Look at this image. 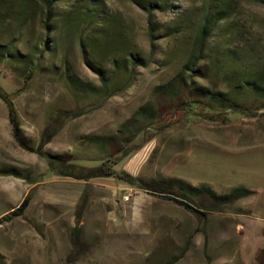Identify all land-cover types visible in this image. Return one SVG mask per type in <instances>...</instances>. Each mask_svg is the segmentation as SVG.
Segmentation results:
<instances>
[{
  "label": "rangeland",
  "instance_id": "1",
  "mask_svg": "<svg viewBox=\"0 0 264 264\" xmlns=\"http://www.w3.org/2000/svg\"><path fill=\"white\" fill-rule=\"evenodd\" d=\"M146 1L161 0H62L45 28L38 0H0V93L31 149L0 98V264H264V97L243 90L264 91V6L225 0L202 34L223 0H167L150 39ZM129 51L144 65L126 77L130 63L113 65ZM36 151L84 168L118 151L112 169L131 181L57 176ZM174 180L252 193L184 196L193 213L152 190Z\"/></svg>",
  "mask_w": 264,
  "mask_h": 264
},
{
  "label": "trees",
  "instance_id": "2",
  "mask_svg": "<svg viewBox=\"0 0 264 264\" xmlns=\"http://www.w3.org/2000/svg\"><path fill=\"white\" fill-rule=\"evenodd\" d=\"M62 0H38V3L42 7L43 14H44V26L45 28H48L47 21L52 20L53 17L55 16L54 14V5ZM247 1H252L259 3L264 6V0H247ZM168 1L167 0H161L160 2L158 1L157 3L155 1H146L141 8L146 12V26H147V35L150 39L153 37V32L155 31L153 27V22L151 21V14L152 11L155 9H160V10H166L168 7ZM233 0H227V12L232 6ZM221 8L219 11L213 14H210L209 12L205 13V15L201 18V23H200V33L204 32H209L210 28L209 26L211 24H214L215 22H218L221 20L223 17L218 16L219 14L223 13L224 10L226 9V3L225 0L222 1ZM89 10L84 9L83 11H80V21L84 22L89 16H94L93 14V9L96 8L97 4L95 1H91L88 3ZM54 20V19H53ZM52 20V21H53ZM5 55H9V51L5 53ZM125 60L130 63L129 69L127 74L123 72L124 76L128 77L131 72L137 67V66H143V59L140 55H138L134 51H129L124 55V58H120V60L117 61L116 64L113 66L117 68V70L121 69L124 70L126 68L125 66ZM110 85L106 84L104 85L103 90L107 89ZM243 90L246 91H251L257 96H262L264 97V91L261 86L258 85L257 82H248L245 81L243 84ZM117 90V89H115ZM241 90V91H243ZM238 92V89H236ZM211 97V95H209ZM0 98L2 101L5 102L6 104V109H7V121L10 127V134L11 137L14 141H16L20 147L26 149V150H31L29 147L25 146L24 143L21 141V133L19 129V124L16 118V115L14 113L11 101L7 99V97L3 94L0 93ZM228 97H222L220 99V102H222V107L225 110H232L237 112L239 109L236 108L234 104H232V101H230ZM148 112L147 107H141L136 111V114L138 115H143V113ZM238 112H241L240 110ZM54 130L51 129V127H48L41 139V144H45L49 138L53 135ZM126 143V142H125ZM36 154L39 156L43 157L45 159V162L47 164L48 169L51 172L56 173L57 176H63V177H69L72 179L76 180H83L87 181L92 178H108V177H118L126 182L131 181V177L127 175L126 173H117L114 172L112 169V164L115 163V157L118 156V151L115 156L110 159V157H106L104 160L100 162L99 165L90 167V168H84L80 167L74 163H69L68 161L62 162L58 157L50 156L48 154L41 153L39 151H36ZM113 156V155H112ZM14 176H19V175H14ZM24 178V177H23ZM174 182V183H173ZM155 189H152L154 192L160 193L163 197H166L167 200H170L180 206H182L185 210L191 211L193 213H200L197 211L196 207L190 206L184 199V196H193L197 194H202L203 196L207 197V199L210 201V203L214 204V206H223L226 204H229L235 200H238L242 197H245L249 194L252 193L249 189L245 187H235L232 188L228 193L217 195L214 192H212L209 188L205 186H200L198 188L190 187L183 183L180 180H174L172 181V184L168 186L167 188H157L154 187ZM169 188H175L178 191L177 195H174ZM179 192H182L180 194ZM27 200L24 199L22 202L10 212V216H19L23 212L25 205H26Z\"/></svg>",
  "mask_w": 264,
  "mask_h": 264
}]
</instances>
